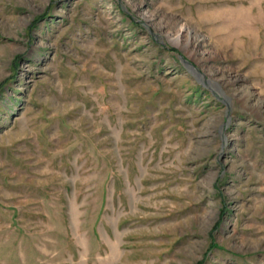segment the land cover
<instances>
[{"label":"rangeland","instance_id":"1","mask_svg":"<svg viewBox=\"0 0 264 264\" xmlns=\"http://www.w3.org/2000/svg\"><path fill=\"white\" fill-rule=\"evenodd\" d=\"M0 264H264V0H0Z\"/></svg>","mask_w":264,"mask_h":264}]
</instances>
